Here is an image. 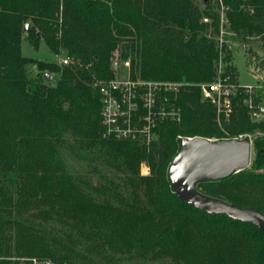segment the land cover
Returning <instances> with one entry per match:
<instances>
[{"label":"trees","instance_id":"trees-1","mask_svg":"<svg viewBox=\"0 0 264 264\" xmlns=\"http://www.w3.org/2000/svg\"><path fill=\"white\" fill-rule=\"evenodd\" d=\"M220 1L240 45L261 40L264 58V0ZM202 4L203 9L194 0H0V264H123L125 256L136 262L264 264V229L183 203L168 180L179 137L222 140L252 132L250 169L196 188L264 213V119L251 122L238 93L225 136L214 107L201 97L198 85L217 77L219 59L221 76L237 83L232 51L216 40L219 0ZM23 39L34 50L42 40L54 56L70 62L24 57ZM115 50L129 59L132 79L183 83L176 93L160 96L166 109L179 110V120L160 122L148 143L103 137L94 84L113 77ZM66 137L111 167L108 185H94L67 168L59 153ZM142 166L148 175L140 174ZM30 212L65 223L84 251L35 228L26 217Z\"/></svg>","mask_w":264,"mask_h":264},{"label":"built area","instance_id":"built-area-1","mask_svg":"<svg viewBox=\"0 0 264 264\" xmlns=\"http://www.w3.org/2000/svg\"><path fill=\"white\" fill-rule=\"evenodd\" d=\"M219 29L216 40L219 47L230 43L227 41L229 23L225 16L227 10L219 0ZM208 23V18L203 19ZM66 57L62 64H68ZM113 77L96 81L101 101L100 118L104 138L117 140H142L146 143L154 140V130L163 120H179V110L174 107L166 109L161 103V94L176 93L183 83L148 81L132 79L130 61L114 56L110 62ZM223 64L218 62V75L211 82L199 84L201 97L210 103L218 120H228L233 112L232 98L243 93L242 104L246 108L248 118L257 123L264 119V86H241L222 77ZM249 138L248 135H237L232 139ZM36 264L35 260H33ZM49 264V263H47Z\"/></svg>","mask_w":264,"mask_h":264},{"label":"water","instance_id":"water-1","mask_svg":"<svg viewBox=\"0 0 264 264\" xmlns=\"http://www.w3.org/2000/svg\"><path fill=\"white\" fill-rule=\"evenodd\" d=\"M28 25H25V29ZM243 47V44L240 45ZM258 66L264 69V58ZM52 81L48 73L43 75ZM179 150L169 164L167 175L175 196L185 204L209 215L228 218L264 229V213L251 207H239L200 193L196 185L230 177L250 165L251 142L243 139L211 140L203 137H179Z\"/></svg>","mask_w":264,"mask_h":264},{"label":"rangeland","instance_id":"rangeland-1","mask_svg":"<svg viewBox=\"0 0 264 264\" xmlns=\"http://www.w3.org/2000/svg\"><path fill=\"white\" fill-rule=\"evenodd\" d=\"M213 2V0H211ZM194 3L200 8L203 9L204 6L202 4V0H194ZM203 22V21H202ZM204 23V22H203ZM229 33L231 30H228ZM227 41L230 43L231 51H232V60L230 61L231 65L234 68L236 74V81L241 86H264V69L258 66L259 60H261V56L263 53V43L259 39H251L246 42V46L239 47L240 42L239 40L230 33L227 35ZM253 51L255 55H257V59L253 56H250L249 51ZM21 52L24 57L32 58L34 60H43L47 62H54L59 64L63 56H54L47 48L45 43L41 40L39 43V48L34 50L30 43L23 39L21 42ZM121 52L115 50L112 55L111 59L114 56H120ZM129 60V59H128ZM224 67V65H223ZM34 66L28 67L29 71H32ZM35 71H33V74ZM215 121L217 126L222 130L225 136H230L224 129V125L229 121L228 120H218L215 117ZM255 134H260L259 131L253 132ZM238 135H248L251 138L253 137L252 132L248 133H241ZM211 140H217L216 138H210ZM252 140V139H251ZM60 156L67 166V168L74 173L87 176L90 178L91 182L94 185L100 184H107L109 179H111V167L106 165V163L102 160L100 155L95 151H90L83 146H79L78 143H75L71 137L65 138V143L61 144L59 147ZM254 158V148L253 143H251V155H250V165ZM250 165L247 168L250 169ZM140 174L142 176L149 174V169L146 166H142L140 169ZM107 178V179H105ZM35 212V211H34ZM27 219L33 221V226L35 228H41L47 234L56 237L61 242L65 243L66 245L75 247L77 250L81 252L84 251L83 246L84 243H81L82 240L80 239V244H76L77 238L75 232L68 229L65 223L61 221H56L55 218H44L34 216L33 213L27 214ZM69 235V236H68ZM94 256V255H93ZM22 261V260H21ZM37 261V260H36ZM39 262V261H38ZM123 264H171L167 260L162 261H133L128 259L127 256L122 257ZM41 264H47V261H41ZM34 264V262H33Z\"/></svg>","mask_w":264,"mask_h":264}]
</instances>
